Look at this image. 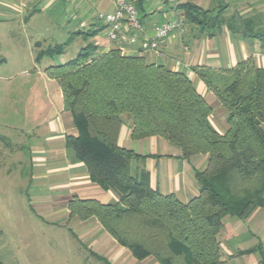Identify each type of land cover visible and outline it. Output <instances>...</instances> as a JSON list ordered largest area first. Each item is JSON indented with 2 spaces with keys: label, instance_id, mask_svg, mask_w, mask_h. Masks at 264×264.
<instances>
[{
  "label": "trees",
  "instance_id": "obj_1",
  "mask_svg": "<svg viewBox=\"0 0 264 264\" xmlns=\"http://www.w3.org/2000/svg\"><path fill=\"white\" fill-rule=\"evenodd\" d=\"M226 9L223 0L210 10L190 3L178 7L186 24L210 36L227 26L264 49V25L255 17L226 18ZM69 43L48 48L37 60L62 54ZM97 50L87 43L65 64L46 69L75 129L64 140L67 160L82 163L91 183L117 196L111 204L73 199L67 204L70 218H95L137 261L224 264L218 241L224 218L245 220L264 211V68L240 64L229 72L199 73L227 111L228 128L221 134L210 122L212 107L186 74L117 47ZM126 122L132 140L159 136L185 160L207 156L205 169L194 175L197 196L182 203L152 189L147 172L131 174V162L142 156L118 145ZM253 253L264 264L263 245L239 254Z\"/></svg>",
  "mask_w": 264,
  "mask_h": 264
},
{
  "label": "crops",
  "instance_id": "obj_2",
  "mask_svg": "<svg viewBox=\"0 0 264 264\" xmlns=\"http://www.w3.org/2000/svg\"><path fill=\"white\" fill-rule=\"evenodd\" d=\"M41 1L43 0H0V14H4L0 17H9L11 22L18 21V23L35 25L43 20L38 15L57 6L60 12L59 18L51 19L50 25H54L55 30L57 27L59 33L65 32L67 39L70 40L66 46L84 41L85 45L87 43L96 45L98 47L97 54L117 47L124 55L143 56L148 63L163 64L174 71L186 74L193 82L196 90L212 107L210 122L221 134L227 130V111L220 104L214 92L204 84L199 73L203 71L229 72L235 70L240 64H246L248 67L257 69L264 68V49L259 43L233 33L227 26H222L214 36H210L207 31L187 24L183 34L172 33L159 42L161 52L170 59L165 61L163 57H156L152 52L144 53L141 51V36L137 37L135 43L128 41V34L122 37L118 43L109 41L107 25L99 21L96 15L113 12V0H45L43 6H41ZM221 1L134 0V3L138 9L146 36L152 37L154 26L183 15L178 10L180 5L190 3L210 10ZM223 2L227 5L226 18L233 14L241 17H255L257 23L264 25V0H223ZM28 6H33V9L28 10ZM25 13L27 16H24ZM20 18H22L21 21ZM63 23L65 24L63 25ZM88 34L90 36H86ZM82 47L83 44H80L78 52ZM56 56L58 65H63L72 59L68 58L65 51ZM58 113V116L44 123L42 129L35 133L32 144L29 145V150L32 153V166L38 168L37 174L39 176L43 178L53 177V184L50 185V189L53 192H59L61 198L60 202L58 200L50 202L52 203H49L50 207L54 209L56 206H58L57 208L63 207L68 215V221L73 220L80 230L84 229L85 233L95 229L92 243L97 252L92 251V254L102 252L104 261L107 263L124 264L130 253L119 246L95 218L79 221L73 218L71 220L69 216L67 204L73 199L94 200L100 204H111L117 201V196L112 191H104L91 183L82 163H71L67 160L64 140L67 135H74L75 129L69 113L63 110V105ZM130 132V124L128 122L123 123L119 130L117 142L118 145L142 156L131 162L130 171L133 176H138L141 171L147 172L152 189L158 190L162 195H174L182 203H187L197 196L198 186L194 175L196 171L205 169L206 155H198L185 160L181 157L180 151L165 139L152 136L141 140H132ZM236 222L239 221L236 220ZM88 223L91 227L85 225ZM253 254L258 255L257 253ZM93 255L95 256V254ZM230 257L233 258L234 255L231 254ZM148 259L138 261V264L147 262ZM100 261L103 262L102 259Z\"/></svg>",
  "mask_w": 264,
  "mask_h": 264
},
{
  "label": "rangeland",
  "instance_id": "obj_3",
  "mask_svg": "<svg viewBox=\"0 0 264 264\" xmlns=\"http://www.w3.org/2000/svg\"><path fill=\"white\" fill-rule=\"evenodd\" d=\"M44 2L45 0L41 1V6ZM32 7L27 8L31 11ZM55 7H51L46 13L42 11L38 16L43 20L35 25L11 22L9 17H0L2 264H105L102 252L93 253L96 257L92 254V251H96L92 243L95 229L85 233L72 218V221H68L63 207H50V202H60L61 198L59 192L50 189L53 177L39 176L38 168L32 166L31 162L29 145L35 139V133L42 129L44 123L58 116L62 106L60 87L46 74L50 65H58L57 56L37 60L39 54L48 48L64 45L68 40L65 32L59 33L57 27L55 30L54 25H50L51 19L59 18V9ZM80 44L84 46L85 42L65 46L68 58L75 57ZM255 212L245 220H238L240 223L232 217L224 218V228L218 236L224 264L259 262L260 258L256 254H237L259 244L264 245V212ZM73 219L86 221L90 218ZM231 254L234 255L233 258L230 257ZM128 255L124 264H138L137 260ZM140 264L156 263L149 258L147 262Z\"/></svg>",
  "mask_w": 264,
  "mask_h": 264
},
{
  "label": "built area",
  "instance_id": "obj_4",
  "mask_svg": "<svg viewBox=\"0 0 264 264\" xmlns=\"http://www.w3.org/2000/svg\"><path fill=\"white\" fill-rule=\"evenodd\" d=\"M114 11L110 13H99L96 18L107 25V37L110 42L118 43L122 37L129 35L128 41L135 43L137 37L141 36V51L152 52L156 57H163L165 61L170 60L165 57L159 48V42L172 33L183 34L187 24L183 16H178L173 20L164 21L153 27V36L145 34L141 24L137 7L134 0H113Z\"/></svg>",
  "mask_w": 264,
  "mask_h": 264
}]
</instances>
